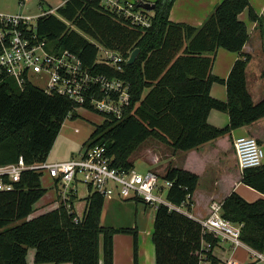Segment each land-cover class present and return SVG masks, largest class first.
<instances>
[{
  "label": "trees",
  "instance_id": "16d2710c",
  "mask_svg": "<svg viewBox=\"0 0 264 264\" xmlns=\"http://www.w3.org/2000/svg\"><path fill=\"white\" fill-rule=\"evenodd\" d=\"M174 1L154 2L149 27L106 10L99 0H64L54 14L40 16L27 37H34L33 43L42 44L48 52L76 55L93 74L122 82L128 88L127 104L122 117L116 119L87 104L47 94L27 81L20 88L3 72L0 165L14 164L19 158L28 166L46 162L64 121L75 120L79 108L103 117L83 143V151L103 148L111 168L124 172L134 169L131 157L149 139L176 152H188L263 119L264 99L254 104L246 88L251 56L242 49L249 34L238 17L247 10L249 21L259 27L262 18L248 0H222L199 27L176 24L169 20ZM101 49L124 60L122 71L98 62ZM219 49L238 55L226 80L212 75ZM135 50L138 54L129 65ZM215 83L225 86L226 101L210 96ZM211 111L226 113L229 124L221 129L209 125ZM42 176L25 171L11 191L0 192V264H28L29 250L34 251L33 264H100L101 256L102 264H113L116 234L131 235L133 264H138L137 230L103 227L104 198L96 192L89 191L85 213L77 223L73 208L76 194L67 203L58 197L59 207L32 218L35 206L47 193ZM159 177L171 184L166 200L189 209L198 177L172 166ZM241 182L264 195V165L243 170ZM221 215L240 227L245 246L264 251V198L249 203L233 192L222 202ZM151 241L155 264H199L202 242L211 244L207 258L219 264L213 256L219 240L203 235L197 220L162 205L155 208Z\"/></svg>",
  "mask_w": 264,
  "mask_h": 264
},
{
  "label": "built area",
  "instance_id": "2783aa9c",
  "mask_svg": "<svg viewBox=\"0 0 264 264\" xmlns=\"http://www.w3.org/2000/svg\"><path fill=\"white\" fill-rule=\"evenodd\" d=\"M106 10L129 18L132 23L149 27L150 13L140 5L143 0H99ZM30 0H21L26 5ZM52 14L42 13L40 16ZM39 16V17H40ZM39 17L22 14L7 15L0 13V74L5 73L13 78L21 88L29 82V77L47 79L44 92L57 94L72 100L78 105L93 107L101 114L120 119L127 104V86L116 79L93 74L87 70L81 60L74 54L63 51L48 52L42 44H34L27 32L32 31ZM98 62L102 65L122 71V58L112 52L101 49ZM238 168L243 171L261 167L264 161V149L249 136H241L233 143ZM25 171L39 172L51 179L56 186L60 202L67 203L71 195L83 185L87 194L96 192L104 199L116 195L120 199L137 200L148 206H165L170 211L191 215L185 206H173L166 200L165 190L170 183L162 181L154 172L138 174L133 170L120 171L110 166V159L103 148L82 151L77 159L63 162L26 165L22 158L14 164L0 165V192H8L21 178ZM162 181L163 186H159ZM164 194V196H163ZM222 203L212 202L210 213L197 220L203 235L217 238L220 242H229L234 248L247 247L240 240V227L222 218ZM82 218L76 216L75 223ZM249 248V247H248ZM199 264H212L207 254L212 252L211 244L202 242ZM256 260H263L260 252L249 249ZM219 264H232L229 262Z\"/></svg>",
  "mask_w": 264,
  "mask_h": 264
},
{
  "label": "crops",
  "instance_id": "0c3cea01",
  "mask_svg": "<svg viewBox=\"0 0 264 264\" xmlns=\"http://www.w3.org/2000/svg\"><path fill=\"white\" fill-rule=\"evenodd\" d=\"M221 1L222 0H175L169 13V20L176 24L199 27ZM248 1L253 11L264 21V0ZM143 2L154 4L156 0H143ZM48 12H52V10H48ZM54 12H52V14H54ZM149 13L151 15L153 11ZM238 18L246 25L249 34L248 42L242 49L243 53L251 56V60L246 67V88L252 102L257 104L264 99V23L259 27L257 23L250 22L247 10L243 11ZM237 58L238 55L236 53L219 49L216 52L212 66V75L218 79L226 80ZM210 96L219 101H226L227 95L225 86L219 83L213 84L210 89ZM207 121L209 125L221 129L229 124V117L226 113L211 111ZM241 136L254 137L258 144L264 149V118L251 126L236 129L232 131L230 135L209 142L195 150L176 152L163 144L154 147L147 146L140 156H144L145 159L150 160L148 164L154 167V169L150 171L158 176H162L166 168L172 166L190 172L198 177L196 190L191 197L190 208L188 209L185 207V211L191 215V219L200 220L209 215L210 204L212 202L222 203L233 192L249 203L264 198V195L241 182L242 171L238 168L233 146L234 140ZM263 165L264 161L262 166ZM46 178L48 180L47 185L54 187L55 192L52 196L45 199L49 193L47 191L45 197L35 206L32 218L55 209V203L53 205L52 200H54V198H56V200L58 199L57 189L51 179L47 176ZM43 187H45V185ZM79 194L80 190L78 189L76 193L77 199L73 203V208L76 216L82 218L85 213L88 194L86 190L84 195ZM130 201L136 203V211H139L137 210V205L141 202L137 200ZM145 207L146 206L143 205L142 211L144 212ZM153 220L154 217H150L138 223L137 220L134 219L128 227H124V229H136L138 232V264H155L154 246L151 241ZM112 248L113 264H133V244L131 235H114ZM231 249L232 252L230 251ZM249 249L248 247L242 246L234 248L229 242L219 241L214 249L213 256L219 263L264 264V251L260 253L263 260H256L250 254ZM33 258L34 251L29 250L27 263L33 264ZM100 264H102V256L100 257Z\"/></svg>",
  "mask_w": 264,
  "mask_h": 264
},
{
  "label": "rangeland",
  "instance_id": "374dc122",
  "mask_svg": "<svg viewBox=\"0 0 264 264\" xmlns=\"http://www.w3.org/2000/svg\"><path fill=\"white\" fill-rule=\"evenodd\" d=\"M64 0H30L26 5L21 6V0H0V13L7 15L22 14L26 16L39 17L43 12L52 10L54 12L59 6L63 4ZM150 15V14H149ZM151 16V15H150ZM29 82L32 86L45 89L47 79L45 77H35L31 75ZM78 117L75 120L66 119L62 125L59 135L53 145V148L49 154L48 163L63 162L70 159H77L82 153V145L87 141L96 126H99L103 122L101 114L79 108L77 109ZM252 137V136H249ZM254 138V137H252ZM162 143L149 139L135 151L131 157V161L134 163V171L138 174H145L147 171L153 170L154 167L148 164L150 160L141 157L145 148L148 146H160ZM46 175L41 177V183L45 189L49 192L45 199L52 196L55 192L54 187L47 185ZM163 186L162 181H159V186ZM79 195H84L85 187L79 185ZM167 190H165L166 193ZM47 194V193H46ZM115 195V194H114ZM110 195L104 199V207L101 213V225L103 227H114L115 229L128 227L134 219L138 223L145 221L147 218L154 217L155 207L146 206L145 212L143 210V203L137 205L136 203L120 199L118 196ZM164 196V194H163ZM58 199L54 198L52 203L55 208L59 207ZM79 203V202H77ZM143 204V205H142ZM133 244V240H132ZM232 252V249L230 250ZM239 253V252H238ZM30 257V256H29Z\"/></svg>",
  "mask_w": 264,
  "mask_h": 264
},
{
  "label": "water",
  "instance_id": "95a60500",
  "mask_svg": "<svg viewBox=\"0 0 264 264\" xmlns=\"http://www.w3.org/2000/svg\"><path fill=\"white\" fill-rule=\"evenodd\" d=\"M154 7H155L154 4H149V3H146V2H143V3L140 5V8H142V9L148 11V12L153 11V10H154ZM137 54H138V50H135V51L130 55V57H129V59H128V62H127L129 65H131V64L134 63Z\"/></svg>",
  "mask_w": 264,
  "mask_h": 264
}]
</instances>
